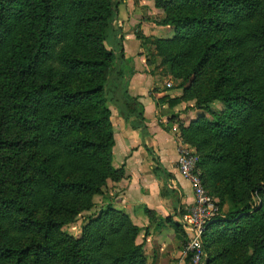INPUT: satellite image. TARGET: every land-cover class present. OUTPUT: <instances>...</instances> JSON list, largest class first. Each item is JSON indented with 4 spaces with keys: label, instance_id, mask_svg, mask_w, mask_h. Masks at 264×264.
Instances as JSON below:
<instances>
[{
    "label": "trees",
    "instance_id": "trees-1",
    "mask_svg": "<svg viewBox=\"0 0 264 264\" xmlns=\"http://www.w3.org/2000/svg\"><path fill=\"white\" fill-rule=\"evenodd\" d=\"M154 1L165 12L160 23L174 27L171 39L156 40L171 47L163 62L173 71L189 65L186 82L214 62L209 90L195 102L213 120L200 113L179 124L180 139L198 153L203 186L219 197L202 237L205 264L220 258L211 255L213 242L221 258L240 248L237 264H264V187L251 170L264 153V88L254 93L246 75L230 76L239 64L264 76V0ZM124 2L0 0V264H148L136 242L141 228L112 204L89 218L80 237L62 231L93 207L107 179L125 177L124 164L112 165L111 118L147 133L114 25ZM248 21L254 27L240 33ZM185 90L158 100L174 106ZM213 100L224 109L208 107ZM154 160V173L172 178ZM146 213L152 223L155 213ZM170 226L176 236L182 231Z\"/></svg>",
    "mask_w": 264,
    "mask_h": 264
},
{
    "label": "crops",
    "instance_id": "crops-1",
    "mask_svg": "<svg viewBox=\"0 0 264 264\" xmlns=\"http://www.w3.org/2000/svg\"><path fill=\"white\" fill-rule=\"evenodd\" d=\"M147 1V6L151 8L149 0ZM134 3L133 0H125L118 14V18L125 17L126 19L120 31L123 36L124 34L128 36L127 43L133 50L135 49L134 45H138L134 35L135 25L143 17L139 8L134 7ZM124 43L125 37L123 45ZM125 58H132L130 65L138 62L137 56L128 57L125 54ZM152 84V79H141L135 74L130 80L129 88L132 95H138L139 101L144 106L147 133L132 129L121 119L116 121L117 129L114 128V131L115 135L117 133L121 138L119 144L122 147L121 151L123 149L117 159L119 164L116 166L120 167L121 164H124L125 177L119 182L109 181L107 183L113 194L109 203L116 209L124 210L131 220L141 228L136 242L143 243V249L146 252L148 248L151 249L153 252L152 264H173V261L180 255L181 243L170 224L174 222L180 225L181 209L190 205L194 200L190 183L179 174L176 168L177 149L181 145L179 124L186 126L200 113H198L199 110L186 114L180 112L176 117L180 121L177 125L172 121L168 122L172 114H164L165 110L162 112L161 108H156L154 96L159 99L169 92L150 93ZM180 94L181 91L178 90L171 94L170 98L180 97ZM162 108H166L164 103ZM174 110L177 108L175 107ZM144 146L152 152L148 153ZM156 157L161 167L171 174L172 178L166 177L160 171L157 175L154 173L157 166L154 160ZM147 210L155 213V219L144 240L142 228L149 225Z\"/></svg>",
    "mask_w": 264,
    "mask_h": 264
},
{
    "label": "rangeland",
    "instance_id": "rangeland-1",
    "mask_svg": "<svg viewBox=\"0 0 264 264\" xmlns=\"http://www.w3.org/2000/svg\"><path fill=\"white\" fill-rule=\"evenodd\" d=\"M133 1L135 2L134 7L139 8L140 13H142L143 15V17L139 19V21H137L135 25V30L136 31L138 30L143 35V38L141 39L136 38L138 45H134L135 49L133 50L130 48V45H128L127 43L128 36L124 34L123 37H125V43H124L125 54L128 57H133V56L138 57V62L132 65L134 74L137 75V77L141 79L142 78L152 79L153 84H152L150 93L158 94L161 92L168 91L169 93L165 96L170 97L171 94L176 93L178 90L181 91L180 95H182L183 89L184 90L186 89L184 92L185 94L184 97L186 98H184L181 101L182 103L180 102L174 106H171L167 102H165L164 104L166 105V108H162L163 103H161L157 99V97L154 96V102H155L156 108H161L162 112L165 110L164 114L165 113L168 115L172 114V117L168 120V122L172 121L175 125H177V123L180 122L179 120L176 119V117L178 116L180 112L186 114V113H189L190 111L194 112V111L199 110L198 113H202L206 115L208 119L213 120V117L205 109L204 110L197 109L195 106V102L197 98L202 97L209 90L211 79L213 75L215 74V69L213 68L214 62L208 63L204 67V69L199 71V73L196 76L194 75L189 76V80L186 82L185 78L191 73L189 65H184V68H177L175 69V71H173L171 69V66L163 62L162 60L163 58L162 54L168 53L171 47L168 46V44H165L163 42L160 44L156 43V40L158 39L160 40L171 39L174 35L173 26L163 25L160 23L165 18V12L163 8L157 7L155 5L154 0H149L151 8L147 6V2H148L147 0H133ZM125 20H126L125 17L124 18L119 17L115 21V24H114L115 28L122 30L123 28L122 26H124ZM253 27H254V22L248 21L243 24V27L241 28L240 33L249 31ZM129 59H132V58H129ZM239 66H240V69L230 75L232 81L241 79L242 75H246L247 79H251L249 85L252 88H254V93H259V92L261 93V91L264 88V76L257 74L256 71L252 68L245 69V67L241 66V64H239ZM232 81H231V84H232ZM175 107L177 108V110H174ZM208 107H210L214 111H221L224 109L225 106H224V103H222L220 100H213L210 103H208ZM114 111L115 110L113 109V112ZM116 118H117L116 115H114L113 119L111 118L114 125H116V121L119 120ZM168 126L172 127L170 125ZM115 129H117V127ZM179 140L181 141V144L189 146L190 149L194 151L198 157V153L193 146L187 144L181 139ZM120 141H121V138L116 133L115 135L116 143H115V147L113 151V161H112V165L116 169L119 168V166H116V164H119V160L117 159L118 157H120V154H122L123 152V149L121 151V148H122L121 144H119ZM251 170H252V173L261 181V184L264 187V153L263 152H259V154L255 158V163L251 166ZM120 180L113 181L111 179H107L106 185L102 187L101 193L96 194L92 197L93 207L88 210L80 211L71 222L67 223L62 228V231L66 232L67 234L73 237H76V238L80 237L82 228L87 223L89 218L92 216H95L100 210L104 209L108 204H111L109 202L113 194L111 192V187L107 185V183L109 181L119 182ZM206 190H208V192L219 203V197L216 194H213L209 188L208 189L206 188ZM260 198L261 197L258 195L256 199L259 201ZM225 207H226L225 205L222 206L223 209H226ZM182 209H181V212L183 211ZM180 227L182 231H179L176 236L181 243V246L179 247L180 255L178 258H176L173 261V264H192L191 254L185 251V245L188 239L186 235L187 232H186L185 227H183L181 224H180ZM151 228L152 226H151L150 221L147 227L145 226L142 228V231H143L142 234H144V240H145L146 235L149 234ZM209 249H210L211 255L220 256V258L217 259V264H237L238 261L241 259V257L245 254L244 249L237 248V249H234L226 253L221 258L222 246L217 242H213L211 246L209 247ZM144 252H145L147 263L152 264L153 263V252H151V249L148 248L147 252L145 250ZM207 257L208 255L204 248V258L202 260V264H205V260Z\"/></svg>",
    "mask_w": 264,
    "mask_h": 264
},
{
    "label": "built area",
    "instance_id": "built-area-1",
    "mask_svg": "<svg viewBox=\"0 0 264 264\" xmlns=\"http://www.w3.org/2000/svg\"><path fill=\"white\" fill-rule=\"evenodd\" d=\"M197 161L196 153L189 146L179 145L176 167L179 174L190 183L194 196L193 202L185 207L179 216V223L187 232L185 251L191 254L192 264H202L204 258L202 237L205 227L219 212L217 200L202 184Z\"/></svg>",
    "mask_w": 264,
    "mask_h": 264
}]
</instances>
